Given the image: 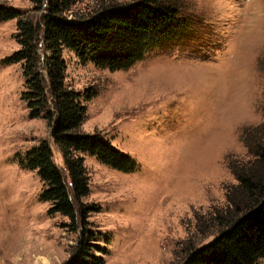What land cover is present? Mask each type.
Masks as SVG:
<instances>
[{
    "label": "rangeland",
    "instance_id": "obj_1",
    "mask_svg": "<svg viewBox=\"0 0 264 264\" xmlns=\"http://www.w3.org/2000/svg\"><path fill=\"white\" fill-rule=\"evenodd\" d=\"M135 1L79 0L72 11ZM178 2L185 31L128 69L63 51L66 82L95 93L82 130L136 163L126 172L84 155L89 192L81 203L101 264H183L191 247L211 242L219 232L211 215L237 183L228 164L250 157L245 129L264 121V0ZM0 4L33 13L30 0ZM17 34V19L0 22V264H65L84 224L50 213L38 171L24 166L45 139L57 150L48 120L32 118L23 99V62H7L21 48Z\"/></svg>",
    "mask_w": 264,
    "mask_h": 264
},
{
    "label": "trees",
    "instance_id": "obj_2",
    "mask_svg": "<svg viewBox=\"0 0 264 264\" xmlns=\"http://www.w3.org/2000/svg\"><path fill=\"white\" fill-rule=\"evenodd\" d=\"M30 1L32 14L0 4V22L17 19L21 45L7 62H23V99L32 118L48 120L57 152L45 139L28 152L24 166L38 171L44 182L41 199L51 202L50 213L69 217L73 227L78 216L84 224L74 255L65 264H101L103 259L93 254L101 249L98 232L87 228L88 211L81 203L89 192L84 155L126 172L136 163L100 133L82 130L86 103L95 93L66 82L63 51L99 68L128 69L162 38L184 32L187 22L178 0L116 2L87 15L72 11L79 0ZM245 130L250 157L228 164L237 183L227 188V204L211 215L218 235L201 247H191L183 264H261L264 258V121Z\"/></svg>",
    "mask_w": 264,
    "mask_h": 264
}]
</instances>
